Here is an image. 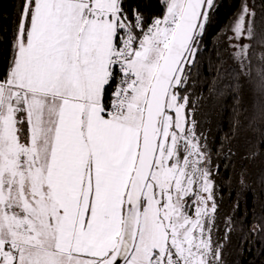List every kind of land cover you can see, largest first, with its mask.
Wrapping results in <instances>:
<instances>
[{"label": "snow or ice", "instance_id": "obj_1", "mask_svg": "<svg viewBox=\"0 0 264 264\" xmlns=\"http://www.w3.org/2000/svg\"><path fill=\"white\" fill-rule=\"evenodd\" d=\"M224 2L0 0V264H264V0Z\"/></svg>", "mask_w": 264, "mask_h": 264}, {"label": "trees", "instance_id": "obj_2", "mask_svg": "<svg viewBox=\"0 0 264 264\" xmlns=\"http://www.w3.org/2000/svg\"><path fill=\"white\" fill-rule=\"evenodd\" d=\"M10 5H5V10L9 11L10 10ZM232 7L230 0H225L224 6L220 10L219 14V24L223 25L227 18L231 15Z\"/></svg>", "mask_w": 264, "mask_h": 264}]
</instances>
